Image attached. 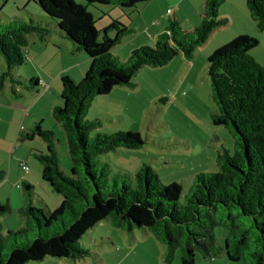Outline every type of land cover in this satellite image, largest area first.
Segmentation results:
<instances>
[{"label": "trees", "instance_id": "16d2710c", "mask_svg": "<svg viewBox=\"0 0 264 264\" xmlns=\"http://www.w3.org/2000/svg\"><path fill=\"white\" fill-rule=\"evenodd\" d=\"M30 1L42 8L47 16L45 22L18 19L0 24V54L6 65L0 73V92L7 80L28 90L37 88L35 80L14 74L27 62L32 35L40 42L52 35L68 40L72 51L88 56L90 67L81 82L67 76L61 79V103L52 111L66 135L73 163L71 175L61 170L59 143L53 131L38 123L24 134L20 132L22 140L39 137L46 143L47 152L35 151V157L43 164L44 182L62 197V204L47 216L42 209L28 206L24 210L27 223L37 227L39 233L33 242L22 244L19 238L30 228L10 232L16 243L7 258L2 255L0 223V264L42 262L48 257L84 258L91 252L80 244L83 235L105 220L129 233L136 229L151 232L164 245L168 263L173 261L177 248L183 247L182 264H195L196 249L205 258L224 252L233 262L240 261L246 251L250 264H264V67L251 55L259 45L257 39L238 36L208 58L213 98L218 106L212 122L216 127L228 128L235 144L233 151L219 154L217 171L195 176L183 204L180 203L183 187L177 183L163 184L148 166L136 173L133 186L126 182L122 186L117 183L107 186L102 178L106 170L97 173L95 158L119 147L137 149L143 144L141 135L125 131L103 134L97 131L101 119L85 121L96 98L107 96L118 87L134 86V77L142 68L164 67L179 56L194 60L213 32L227 24L219 16L225 0H206L202 22L193 31H185L177 21H170L154 45L133 49L125 61L113 50L133 29L113 18L108 27L98 31L88 7L111 6L129 17L152 0H85L88 5L77 0ZM247 4L258 29L264 32V0H247ZM109 32L116 34L112 38ZM94 131L95 137L89 138ZM26 189L32 190L30 186ZM233 207L251 225L236 226L232 216L230 223L216 220L220 208ZM8 212L9 207L0 203V214ZM219 224L227 227L237 241L236 255L231 252L229 240L225 248L218 247L214 228ZM233 229L239 232L238 237ZM252 232L255 247L250 245Z\"/></svg>", "mask_w": 264, "mask_h": 264}, {"label": "rangeland", "instance_id": "374dc122", "mask_svg": "<svg viewBox=\"0 0 264 264\" xmlns=\"http://www.w3.org/2000/svg\"><path fill=\"white\" fill-rule=\"evenodd\" d=\"M77 1L88 5L85 0ZM88 11L94 16L96 29L101 31L110 25L113 17L118 18L120 10L111 6L92 5L88 7ZM45 15L42 8L33 1L0 0L1 25L18 19L26 22L32 19L41 23L45 22L44 18L47 17ZM128 18L126 16L122 18L124 22L122 24L131 28L128 26ZM182 28L185 31L187 30L185 27ZM255 29L256 34L252 38L257 39L259 45L252 50L251 55L264 67V32L260 31L258 27ZM253 31H251L252 33L249 32V34H254ZM115 34V32H109L112 38ZM138 34V30L132 31L124 37L123 43L114 48L113 52L120 60L125 61L129 57L123 50L129 44L127 39L134 38ZM49 38L51 42L50 49L53 52H58V48L53 47V45L55 46L61 37L52 35ZM29 40L31 45L35 41L40 42L33 35L29 37ZM226 40L228 39L220 42L213 41L210 44V49L213 50L218 45L223 46L230 42H226ZM69 45L72 47V44ZM117 49H121L123 55L118 53ZM207 56L197 52V64L194 68L180 64H178L179 67L174 66L177 62L172 64V66L159 68L147 66L142 68L134 77L136 83L134 86L118 88H127L130 91L129 94L125 95L127 97L125 100L129 99V106L120 115L117 114L118 111L114 115L112 113L107 115L109 110L112 111V107L106 100V96L98 97L93 101L85 121L101 119L102 124L97 130L98 132L108 135L119 131L138 133L141 135L143 143L137 149L119 147L115 151L100 154L95 158L97 173L100 174L103 170H106V174L102 178L107 186L113 187L116 183L122 186L125 182L133 186L136 173L143 166H148L156 172L163 184L172 185L177 183L183 187L180 195V203L183 204L190 194L195 176L204 172L217 171L219 169V154L225 150L233 151L235 137L232 132L223 126L216 127L212 122V115L218 111V106L213 98ZM0 57L4 61L1 54ZM177 59L178 57L174 60L178 61ZM26 65L19 67L14 74L21 76L19 71L27 69ZM37 90L38 88L28 90L23 85L14 86L10 80H7L2 92H0V105L7 106L9 99L15 103L19 101V103L27 105L30 103V100L27 99L37 95ZM51 121L55 120L52 118ZM55 123L58 125L56 131L52 129L53 126L49 120L46 121L44 128L55 133L59 143L58 152L61 170L66 175H71L73 163L69 154L66 135L60 124ZM30 129L24 122L18 124V132L20 130L24 134ZM3 134H5V131H3V126L0 123V136ZM95 135V131L91 132L89 133V138L92 139ZM35 141L22 140L21 134H17L14 140V179L24 172L22 165L27 166L30 172L34 173L33 180L36 186V191L27 192L28 196L30 197L33 194L37 206H40L39 200L45 199L49 204V212H53L58 208V201L62 197L53 191L51 186L44 182L42 178L43 164L35 157V151L46 153L47 149L42 151V145H46V143L39 137H36ZM15 186L21 187V191L24 192L21 184L16 185L14 181V188ZM42 187L49 192L44 191ZM3 204L9 207L7 214H0L3 237L2 255L7 258L16 243L14 237L11 238L9 236L10 232L26 227L30 228L27 233L23 234V238H19L22 244H29L35 240L39 229L35 226H29L27 217L19 209L20 205L17 198H14L13 211H10V206L6 201ZM43 211L47 216L48 209L45 207ZM238 213L239 210L236 207L232 209L220 208L216 220H226V222L230 223V216H232L236 226L251 225V221L241 219ZM108 221L111 223L110 220ZM110 227L114 229L112 231H119L113 226H107V222H103L83 235L80 244L89 249L91 254L78 259L76 262L69 259L48 257L42 262H30L28 264H182V258L185 253L183 247L177 248L173 261L168 263L165 255L161 258L159 250L150 249L149 243L146 244L149 250L146 247L142 250L143 245L140 243L137 251L131 257L124 259L127 251L129 252V249H131L129 244H134L136 239H141L146 234L153 237L151 239H155V236L151 232L145 233L139 229L134 230L133 233L125 231L123 235H126L129 239L127 244L121 242L117 234L110 231ZM233 231L237 234L235 236L238 237L239 232L236 229H233ZM214 232L218 247L225 248L226 241L229 240L232 247L231 252L236 255L235 243L237 241L230 236V230L219 224L214 228ZM250 238V245L255 247V235H253V232ZM250 262L251 259L246 251L240 261L233 262L229 260L228 255L224 252L214 258H205L201 250H195V264H250Z\"/></svg>", "mask_w": 264, "mask_h": 264}, {"label": "crops", "instance_id": "0c3cea01", "mask_svg": "<svg viewBox=\"0 0 264 264\" xmlns=\"http://www.w3.org/2000/svg\"><path fill=\"white\" fill-rule=\"evenodd\" d=\"M205 3L206 0H152L143 5L138 11L130 13L128 26H130L133 31L138 30L139 34L134 38L127 39L129 40V44L123 49L124 53L129 56L135 48L154 45L158 36L167 28L170 21H177L181 27H185L187 30H195L202 22ZM219 16L221 19L227 20V24L217 28L208 42L198 50L199 54L204 56L208 55L207 59L216 50L222 47L221 45H218L211 50L210 44L213 41L216 40V42H220L228 39L226 42H231L238 36L245 35L255 37L254 35L256 34L255 28H257V26L250 15L247 0H225L220 7ZM122 18H124V16L119 12L118 18L114 19L123 22ZM252 30H254V34H249V32L252 33ZM49 40L50 38L39 43L35 41L28 48L26 52L27 69H21L19 71V75H21L20 77L33 79L38 83L37 95L28 98L27 100H30V103L27 105L19 103V101H16L15 103L10 99L7 102L8 107L0 105V123L1 126H3V131H5V134L0 136V203L3 204L6 201L10 206V211H13L14 198H17L21 213H24V210L30 205L39 207L42 210L46 207L49 212V204L45 199L39 200L40 206H37L33 194L30 197L28 196V191L26 189L27 186L32 188L31 191H36L33 172L31 173L30 170L27 172L23 169L24 172L20 173V175L14 179V140L16 139L17 134H20L21 132L20 130L18 132V124L24 122L27 124L28 128L30 127L32 129L38 123H41L44 127L46 121L49 120L53 126L52 129H55L54 131H56L58 125L55 123L56 120L53 117L52 111L55 106L61 103V79L67 76L75 82L81 81L90 67V59L88 56L84 52L72 51V47L69 45L71 43L68 40L61 37L59 38L58 43H56L55 46L53 45V47L58 48V52H53L50 49L51 42ZM117 51L123 55L121 49H117ZM209 51L213 52H210V54ZM196 58L192 61H187L183 56H179L177 59L178 61L173 60L166 66H172V64L177 62L174 66L179 67L178 64H180L189 65L194 68L197 64ZM5 69L6 65L0 57V73L4 72ZM118 88H115L106 96V100L112 107V111L109 110L107 115H110V113L114 115L116 111H118L117 114L120 115L124 113V110L129 106V99L125 100L127 98L125 95L130 92L129 89ZM52 118L55 121H51ZM35 139L36 138L31 141L36 142ZM45 149H47V145H42V151H45ZM14 181L16 185L21 184L24 188V192L21 191V187L18 188L15 186L14 188ZM42 188L44 191L49 192L46 188ZM47 195L49 196V194ZM61 204L62 199H59L57 207ZM103 222H107V226H113V228L119 230L112 231L114 229L110 227V231L115 232L121 242L129 243L128 237L123 235V232L125 231L115 227L111 221V223H109L108 220ZM103 222L99 224H102ZM99 224L96 226H99ZM151 238L153 237L146 234L143 238L136 239L134 244H129L131 249H129V252L127 251L124 259L131 257V255L137 251L140 243L143 245L142 250L145 247L149 250L146 245L149 243L151 247L150 249L153 248L159 250L162 258L165 254L164 245L155 237V239ZM72 261L76 262L77 260Z\"/></svg>", "mask_w": 264, "mask_h": 264}, {"label": "built area", "instance_id": "2783aa9c", "mask_svg": "<svg viewBox=\"0 0 264 264\" xmlns=\"http://www.w3.org/2000/svg\"><path fill=\"white\" fill-rule=\"evenodd\" d=\"M22 167H23V169L25 170V171H29V168L27 167V166H25V165H22ZM19 187V186H18Z\"/></svg>", "mask_w": 264, "mask_h": 264}]
</instances>
